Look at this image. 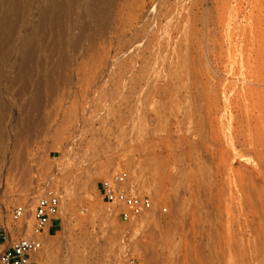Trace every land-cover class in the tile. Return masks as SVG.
<instances>
[{
	"label": "rangeland",
	"instance_id": "1",
	"mask_svg": "<svg viewBox=\"0 0 264 264\" xmlns=\"http://www.w3.org/2000/svg\"><path fill=\"white\" fill-rule=\"evenodd\" d=\"M1 1L0 222L11 241L29 233L11 208L34 193L28 228L38 195L57 185L61 226L43 236L51 263L264 264V63L252 46L253 0H103L107 23L94 35L89 0ZM122 168L127 189L152 199L150 226L143 214L121 220L98 194L97 182Z\"/></svg>",
	"mask_w": 264,
	"mask_h": 264
},
{
	"label": "built area",
	"instance_id": "2",
	"mask_svg": "<svg viewBox=\"0 0 264 264\" xmlns=\"http://www.w3.org/2000/svg\"><path fill=\"white\" fill-rule=\"evenodd\" d=\"M129 171L122 168L102 177L97 182L100 198L117 211L121 220L130 221L143 211L153 207L148 194H136L126 188ZM62 191L57 185L46 187L36 198L27 235L14 238L10 245L0 251V264H39L38 254L43 244V235H52L57 231L48 230L51 221L57 218L60 211ZM166 210L165 206L161 207ZM25 213V205L16 203L10 211V219L18 222Z\"/></svg>",
	"mask_w": 264,
	"mask_h": 264
},
{
	"label": "bare ground",
	"instance_id": "3",
	"mask_svg": "<svg viewBox=\"0 0 264 264\" xmlns=\"http://www.w3.org/2000/svg\"><path fill=\"white\" fill-rule=\"evenodd\" d=\"M6 1V0H5ZM50 1V0H49ZM53 1V0H52ZM58 1V0H57ZM65 1V0H64ZM87 1V0H86ZM107 1V0H106ZM249 1V0H248ZM3 1H1L0 0V4L2 3ZM18 2V1H17ZM70 2H71V0H70ZM74 2V1H73ZM89 3H88V10H85V11H88L87 13H89V15L91 16V18H92V20L95 22V23H97L98 24V26L100 27V28H98V26H97V28H98V30H96V31H94L92 34L94 35V34H98V32H100L101 30H102V32L105 30L104 28H105V26H106V23H107V18H108V16L106 15V12H105V8L103 9L102 7L100 8V6H98V3H99V5H100V3H103L104 1L103 0H89L88 1ZM9 3V2H8ZM16 3V2H15ZM54 3V2H53ZM58 3V2H57ZM68 3V2H67ZM250 3V2H249ZM22 4V3H21ZM26 4V3H25ZM62 4V3H61ZM69 4V3H68ZM67 4V5H68ZM87 4V3H86ZM104 4H106L105 2H104ZM9 5H10V3H9ZM43 6H44V4H42ZM63 5V6H62ZM62 5H60L59 4V7L57 8V7H54V9H53V13L57 16H59L60 15V13H61V11H63L62 9L65 7L64 6V4H62ZM66 5V4H65ZM248 5V4H247ZM246 5V6H247ZM11 6V5H10ZM19 6V5H18ZM55 6H56V4H55ZM84 6V8H86L85 7V4L83 5ZM26 7H27V5H26ZM8 8V7H7ZM11 8V7H10ZM34 8V7H33ZM49 8V7H48ZM67 8H68V6H67ZM66 7H65V9H67ZM83 8V9H84ZM249 8V7H248ZM250 8H251V10H250V12H251V14H252V19H253V26H254V30H253V42H252V46H253V50H254V53H255V57L257 58V59H259L258 60V62L260 61V62H262V63H264V0H253L252 1V3H250ZM14 9V8H13ZM82 9V8H81ZM50 10H51V8H50ZM246 10V9H245ZM1 11V10H0ZM11 11V10H10ZM9 11V12H10ZM67 11V10H66ZM72 11H73V9H72ZM107 11V10H106ZM8 12V13H9ZM64 12V11H63ZM82 12V11H81ZM84 12V11H83ZM249 12V13H250ZM65 13V12H64ZM75 13V12H74ZM80 13V12H79ZM85 13V12H84ZM44 14V13H43ZM47 14L49 15V13L47 12ZM53 14V15H54ZM77 15H78V13H77ZM248 15V14H247ZM58 16H57V19L55 18V19H53L52 18V21H54L55 23H56V21H59V18H58ZM251 16V15H250ZM61 17V16H60ZM40 19H42V17H40ZM47 19V18H46ZM60 19H62V18H60ZM3 20V19H2ZM5 20V19H4ZM4 20L2 21V23L4 22ZM25 21H24V19H23V23H24ZM51 22V21H50ZM53 22V23H54ZM60 22V21H59ZM1 23V22H0ZM41 24V23H40ZM96 24V25H97ZM6 26V25H5ZM53 26H55V24H53ZM67 26V25H66ZM77 28H78V26H76ZM82 27V26H81ZM1 28V27H0ZM6 28V27H5ZM8 28V27H7ZM67 28V27H66ZM69 29H70V26H69ZM68 29V30H69ZM104 29V30H103ZM1 30V29H0ZM66 30V29H65ZM64 30V31H65ZM84 30V29H83ZM82 30V31H83ZM66 32H67V30H66ZM66 32H64L63 34H67ZM73 32V31H72ZM100 34V33H99ZM31 35V34H30ZM101 35V34H100ZM28 36H29V34H28ZM67 36V35H66ZM102 36V35H101ZM100 36V37H101ZM33 37H34V35H33ZM32 35L31 36H29V37H23L22 39H21V44H20V48H19V51H20V55L22 56V58L24 59V58H27V55H28V46H29V44H30V42H31V40H32ZM89 38V37H88ZM91 38V37H90ZM98 38V37H97ZM96 39V38H95ZM100 39V38H99ZM102 39V38H101ZM90 40V39H89ZM67 41V40H66ZM20 42V41H19ZM78 43V41H69L68 42V48L69 47H73V46H75V44H77ZM92 42V41H91ZM97 42L95 41V44H96ZM60 44V43H59ZM19 45V44H18ZM95 46V45H94ZM98 46V45H97ZM97 46L96 47H94V48H97ZM71 47V48H72ZM63 48V47H62ZM67 47L66 48H63V50H60L61 52V55H60V57H58L57 59V63H58V65L60 64V67L62 68V66H63V68H67V66H68V64L70 63V59H69V50L70 49H68ZM99 48V47H98ZM97 48V49H98ZM73 49V48H72ZM75 49V48H74ZM91 51V50H90ZM94 51V50H93ZM92 51V52H93ZM97 51V50H96ZM9 53V52H8ZM29 53H31V52H29ZM89 54V53H88ZM95 54V53H94ZM6 55V54H5ZM89 56V55H88ZM92 56L94 57V55L92 54ZM25 60V59H24ZM258 62H257V64H258ZM259 62V63H260ZM262 63H261V65H262ZM1 65V64H0ZM4 65V64H3ZM57 65V66H58ZM62 65V66H61ZM264 65V64H263ZM260 66V65H259ZM62 68V69H63ZM260 68V67H259ZM66 71V70H65ZM1 72V71H0ZM64 73H67V72H64ZM50 76H51V74H50ZM58 76V75H57ZM61 76V75H60ZM48 77H49V75H48ZM64 77V76H63ZM67 77V76H66ZM53 78H54V76H53ZM55 79V78H54ZM66 79V78H65ZM59 80V79H58ZM263 80V79H262ZM264 81V80H263ZM51 83H52V81H51V78L49 77L48 78V85L50 86L51 85ZM33 92V91H32ZM33 94H35V93H33ZM37 94V93H36ZM33 107V106H32ZM24 116V115H23ZM24 118H26V117H24ZM28 120V119H27ZM25 121V120H24ZM21 138V137H20ZM0 158H1V154H0ZM18 159V158H17ZM13 165H15L14 163H13ZM13 165H11V167H15V166H13ZM18 165V164H17ZM22 166H24V165H22ZM135 166H136V164H135ZM136 169L135 170H137V171H140L141 169L139 168V166L137 165L136 167H135ZM134 170V171H135ZM129 187V185L127 186L126 185V188H128ZM132 187L134 188V190L135 191H138V190H140L141 188V186H140V184H139V182L138 181H135L133 184H132ZM129 190H130V188H129ZM139 192V191H138ZM25 196V199H24V201H25V205L28 207L29 205H30V202H31V199L33 198V195H34V193L33 192H28L27 194H24ZM151 209V208H150ZM149 210V209H148ZM148 210H145V211H148ZM145 211H143L141 214H143ZM29 213V212H28ZM141 214H139V215H137V216H135L134 218H138V216H140ZM29 216V215H28ZM27 212H26V209H25V213H24V216L18 221V222H15L16 224H18L19 225V230H20V232H25L24 230L25 229H28L27 231L29 232V227L27 228ZM30 217V216H29ZM133 218V219H134ZM132 219V220H133ZM153 218H152V214H143L141 217H140V219H139V223L142 225V226H150L151 225V223H153V220H152ZM61 226V224L58 226V227H60ZM63 232L64 233H67L68 231H67V229L66 228H63ZM22 234V233H21ZM68 236V235H67ZM163 237L165 238V236L163 235ZM162 237V238H163ZM43 238V244H42V247H41V250H43V252H42V254H43V259H45L44 260V262H43V264H54V262H52L51 263V253H52V249H53V245L50 243L49 244V242H47L46 240H48V238L45 240V238L44 237H42ZM160 240H161V238H160ZM56 242V241H55ZM63 242V241H62ZM58 244L59 243H61V242H57ZM56 243V244H57ZM62 245H64L63 243H61ZM56 249V248H55ZM101 249V248H100ZM101 254V253H100ZM110 254V253H109ZM53 257V256H52ZM70 258V257H69ZM70 260V259H69ZM53 261V260H52Z\"/></svg>",
	"mask_w": 264,
	"mask_h": 264
},
{
	"label": "crops",
	"instance_id": "4",
	"mask_svg": "<svg viewBox=\"0 0 264 264\" xmlns=\"http://www.w3.org/2000/svg\"><path fill=\"white\" fill-rule=\"evenodd\" d=\"M56 224H61V219L59 216L51 221V223L48 225V230L51 232V229L54 228ZM7 233L8 231L5 225L0 222V251L4 250L10 245L11 238L8 237ZM43 236H46V234Z\"/></svg>",
	"mask_w": 264,
	"mask_h": 264
}]
</instances>
